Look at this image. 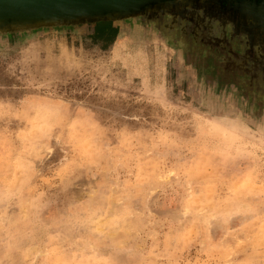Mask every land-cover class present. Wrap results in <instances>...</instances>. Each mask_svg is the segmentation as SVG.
<instances>
[{
  "label": "clouds",
  "instance_id": "9594fccd",
  "mask_svg": "<svg viewBox=\"0 0 264 264\" xmlns=\"http://www.w3.org/2000/svg\"><path fill=\"white\" fill-rule=\"evenodd\" d=\"M163 16L0 23V264H264V92Z\"/></svg>",
  "mask_w": 264,
  "mask_h": 264
},
{
  "label": "rangeland",
  "instance_id": "374dc122",
  "mask_svg": "<svg viewBox=\"0 0 264 264\" xmlns=\"http://www.w3.org/2000/svg\"><path fill=\"white\" fill-rule=\"evenodd\" d=\"M201 9L203 15H200ZM166 12L172 13L171 24L181 27L197 45L198 51L208 53L207 60H216L209 61L207 67L214 75L223 74L227 78L245 81L250 90L264 92V0H170L140 11L106 16L104 21L112 22L118 28V34L123 22L130 16L143 14L166 19L163 16ZM215 17H230L237 24L238 34L242 32L248 39L229 41L211 37L209 34L215 30L211 18ZM36 22L40 21L3 24ZM75 22L93 33V21ZM94 40L109 44L101 38ZM212 53H215L216 59H213Z\"/></svg>",
  "mask_w": 264,
  "mask_h": 264
},
{
  "label": "water",
  "instance_id": "95a60500",
  "mask_svg": "<svg viewBox=\"0 0 264 264\" xmlns=\"http://www.w3.org/2000/svg\"><path fill=\"white\" fill-rule=\"evenodd\" d=\"M165 1L170 0H75L72 4H60V0H0V23L41 21L53 15L73 21H104L106 16L140 11Z\"/></svg>",
  "mask_w": 264,
  "mask_h": 264
},
{
  "label": "trees",
  "instance_id": "16d2710c",
  "mask_svg": "<svg viewBox=\"0 0 264 264\" xmlns=\"http://www.w3.org/2000/svg\"><path fill=\"white\" fill-rule=\"evenodd\" d=\"M91 27L94 33V38H101L103 40L108 41L109 43H111L116 38L118 28L110 21H96ZM209 61L215 62L216 60H207L205 65L206 67H208ZM220 76L222 78H227L223 74Z\"/></svg>",
  "mask_w": 264,
  "mask_h": 264
}]
</instances>
